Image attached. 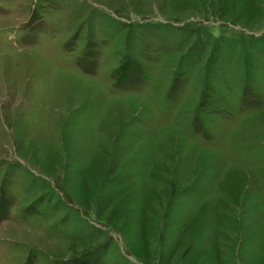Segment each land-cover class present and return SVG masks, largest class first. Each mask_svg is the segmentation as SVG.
Masks as SVG:
<instances>
[{"label": "rangeland", "instance_id": "obj_1", "mask_svg": "<svg viewBox=\"0 0 264 264\" xmlns=\"http://www.w3.org/2000/svg\"><path fill=\"white\" fill-rule=\"evenodd\" d=\"M0 264H264V0H0Z\"/></svg>", "mask_w": 264, "mask_h": 264}]
</instances>
